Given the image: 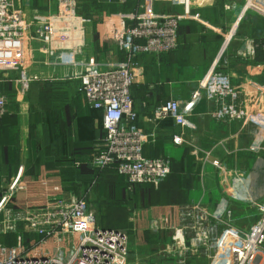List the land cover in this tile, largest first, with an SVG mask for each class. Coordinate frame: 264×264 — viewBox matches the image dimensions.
I'll use <instances>...</instances> for the list:
<instances>
[{
	"label": "crops",
	"instance_id": "obj_1",
	"mask_svg": "<svg viewBox=\"0 0 264 264\" xmlns=\"http://www.w3.org/2000/svg\"><path fill=\"white\" fill-rule=\"evenodd\" d=\"M247 1L189 0V12L183 14L180 4L169 1L79 0L78 12L92 20L85 29L87 46L81 55L73 57L43 55L30 30L27 50L32 57L26 66L35 80L27 93L20 94L14 82L18 71L0 72V89L7 98V111L0 119V180L19 173L25 185L11 204L16 208L40 207L64 186L79 195L89 190L87 197L94 191L95 200H102L99 217L94 211L95 225L105 223L123 229L132 224L136 230L129 236L130 247L145 249L169 235L164 231L158 237L145 229L148 219L170 214L177 221L179 205L194 201V197L203 200L206 196L205 203L216 212L249 209L248 198L252 196L264 202V149H249L264 146V129L253 130L257 116L264 113V18L245 10ZM18 2L30 22L56 11L55 0ZM140 4V11L177 14L183 45L179 50L136 58L130 93L137 126L150 131L159 103L170 97L187 99L220 51L227 60L225 70L232 88L244 97L248 119L246 123L208 119L205 113L214 106L212 100L202 97L182 125H175L170 118L160 120L156 139L144 145L143 155L168 156L170 173L157 188L138 183L128 190L115 169L95 173L90 164L95 144L104 135L103 114L87 105L84 95L77 91L74 74L87 66L111 67L123 59L117 43L102 33V20L108 15H128ZM175 135L183 138L181 144L173 142ZM196 147L211 150L202 183V154ZM212 161H219L223 169ZM221 190H225L223 197L218 195ZM25 236L26 240L31 238ZM0 243L12 246L15 237L0 235ZM190 263L205 261L194 259Z\"/></svg>",
	"mask_w": 264,
	"mask_h": 264
},
{
	"label": "built area",
	"instance_id": "obj_2",
	"mask_svg": "<svg viewBox=\"0 0 264 264\" xmlns=\"http://www.w3.org/2000/svg\"><path fill=\"white\" fill-rule=\"evenodd\" d=\"M153 1L178 3L183 14L189 12V0H150ZM55 2L54 14L30 22L24 18L18 0H0V72H19L14 82L22 95L35 80L26 66L32 57L27 50L30 30L31 39L39 41V50L46 56L73 57L81 55L87 46L85 29L92 19L78 12L79 0ZM142 7L140 4L128 15H108L102 20V33L117 43L123 59L111 67L87 66L74 74L77 91L84 95L87 105L103 114L104 135L95 144L90 164L96 172L115 169L128 190L138 183L157 188L170 173L168 156L143 155L144 145L156 139L160 120L170 118L175 125H182L202 97L212 100L214 106L205 113L208 119L227 123H246L248 119L244 97L232 88L225 70L227 60L220 51L187 99L170 97L158 104L150 131L137 126L130 93L136 58L179 50L183 45L178 36L177 14L157 15L140 11ZM245 10L256 11L264 18V0H248ZM6 111L7 98L0 89V119ZM260 128L264 129V113L253 125L255 132ZM173 142L181 144L183 138L175 135ZM196 149L202 154V183L211 150ZM249 149L258 152L264 148L257 144ZM213 164L220 169L216 161ZM0 189V235L15 237L12 246L0 243V264H161L164 257L171 264H187L194 259H203L205 264H264V202L254 196L248 198L251 207L242 209L239 215L231 208L213 212L198 199L179 205L177 221L170 214L151 218L148 229L158 236L165 231L168 239L153 242L148 250H139L130 247L125 229L95 225L87 200L89 190L79 195L62 189L49 195L40 207L16 208L11 200L25 189L20 174L4 181Z\"/></svg>",
	"mask_w": 264,
	"mask_h": 264
},
{
	"label": "rangeland",
	"instance_id": "obj_3",
	"mask_svg": "<svg viewBox=\"0 0 264 264\" xmlns=\"http://www.w3.org/2000/svg\"><path fill=\"white\" fill-rule=\"evenodd\" d=\"M175 4H178V3H175ZM179 5V4H178ZM263 148H264V146H262ZM215 162V161H214ZM218 164H219V161H216ZM212 163H213V161H212ZM219 167H220V170H222L223 169V165L220 163V165H219ZM10 178V177H9ZM9 178H7V177H5V176H3L2 178H1V180H0V186L3 184V182L4 181H8L9 180ZM22 181V180H21ZM23 183V182H22ZM225 190H221V192H220V194H218L219 196H224L225 194V192H224ZM17 194V193H16ZM89 195H90V192H89ZM89 195H88V204H89V206L91 207V209H92V211H93V213H94V211H95V213H96V218H97V216L99 217V207H100V202L102 201V200H99V201H97V199L95 200V193H94V191H92L91 192V195H90V199H89ZM199 196V195H198ZM215 197H216V194L214 195ZM200 197V196H199ZM256 197V196H255ZM193 198V197H192ZM257 198V197H256ZM101 199V198H100ZM194 199L196 200V197H194ZM222 199H224V198H222ZM194 200V201H195ZM207 199H206V196H204V198H203V200H202V202H204L205 203V201H206ZM193 200H191V201H188L187 203H183V204H188V203H191ZM46 202V201H45ZM222 203H224V200H220V204H222ZM45 204V203H44ZM219 206H221V205H219ZM211 208V210L213 211V212H216V210H213L212 209V207H210ZM98 209V210H97ZM102 209V208H101ZM241 211H243V210H238V211H233L234 212V214H236V215H239V213L241 212ZM98 212V213H97ZM95 215V214H94ZM135 218V217H134ZM154 218H156V217H154ZM149 220V219H148ZM100 226H107L105 223H103V224H100ZM108 228H116L115 226H112V225H108L107 226ZM132 228H134V229H132ZM123 229H125L126 231H127V234H128V240H129V236H131V232H133V230H136V228L135 227H133L132 226V224H131V226H129V227H126V228H123ZM145 229H148V227L146 228L145 227ZM159 237V236H158ZM157 241H161V242H165L162 238H159V240H157ZM157 241H155V242H157ZM129 243H130V241H129ZM150 247V246H149ZM149 247L148 248H145V249H139V248H137V249H139V250H148L149 249ZM164 261H171L170 259H167V258H165L164 257ZM192 261V260H191ZM190 261V262H191ZM189 261L187 262V264H191Z\"/></svg>",
	"mask_w": 264,
	"mask_h": 264
},
{
	"label": "trees",
	"instance_id": "obj_4",
	"mask_svg": "<svg viewBox=\"0 0 264 264\" xmlns=\"http://www.w3.org/2000/svg\"><path fill=\"white\" fill-rule=\"evenodd\" d=\"M160 104V103H159ZM94 170V169H93ZM95 171V170H94ZM95 173H97L96 171H95ZM124 184H125V188H127V184L125 183V181H124ZM133 188V187H132ZM63 190H71V191H73L74 193H76L75 192V190L73 189V188H70V187H68V186H64L63 187ZM76 194H78V193H76ZM0 195H1V189H0Z\"/></svg>",
	"mask_w": 264,
	"mask_h": 264
}]
</instances>
